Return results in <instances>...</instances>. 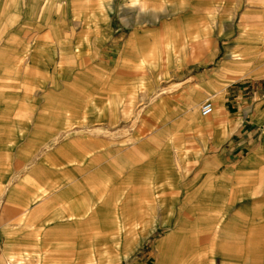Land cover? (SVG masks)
<instances>
[{"label": "rangeland", "instance_id": "obj_1", "mask_svg": "<svg viewBox=\"0 0 264 264\" xmlns=\"http://www.w3.org/2000/svg\"><path fill=\"white\" fill-rule=\"evenodd\" d=\"M251 34L264 0H0V264H264Z\"/></svg>", "mask_w": 264, "mask_h": 264}, {"label": "crops", "instance_id": "obj_2", "mask_svg": "<svg viewBox=\"0 0 264 264\" xmlns=\"http://www.w3.org/2000/svg\"><path fill=\"white\" fill-rule=\"evenodd\" d=\"M250 37L251 39L248 41L250 42V44L248 46H245L246 55L240 56L239 54L236 55V53H234L233 51H229L230 54H235L237 56L236 58H237V61H239L238 62L239 64H241L242 66L244 65L246 67L251 66V65L257 66V64L260 61L261 62L264 61V37H260L261 39H258L256 38L257 37L256 34H251ZM185 113L189 116V118L196 119L195 112H194V115L192 116V114L188 112V110L186 109ZM251 129L252 128H250V131L248 132V136L246 135V139L244 141H241L240 143L235 145L233 148H230V153H232L234 157H239L241 156L242 153H245L246 151L247 153L254 152L255 150H257L255 147L257 145H261L260 143L262 142V139H261L260 134H256V133L251 134ZM252 136H256V138L253 139ZM247 137H248V140H247ZM214 148H215V145H214ZM224 149L225 151H227V148H224ZM263 163H264V158H262L261 162H259V165L262 166L264 165ZM253 166H254L253 160L238 159L228 168H229V171L234 172L236 174L235 176H233L234 177L233 181L249 183L251 180L249 179L248 176ZM19 242L20 240L18 239L16 240L9 239V241H7V245L16 244Z\"/></svg>", "mask_w": 264, "mask_h": 264}, {"label": "built area", "instance_id": "obj_3", "mask_svg": "<svg viewBox=\"0 0 264 264\" xmlns=\"http://www.w3.org/2000/svg\"><path fill=\"white\" fill-rule=\"evenodd\" d=\"M214 111V106L212 103H205L201 106V115L203 117L210 116Z\"/></svg>", "mask_w": 264, "mask_h": 264}]
</instances>
